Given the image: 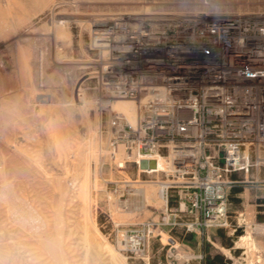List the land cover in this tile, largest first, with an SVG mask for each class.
I'll return each mask as SVG.
<instances>
[{
  "label": "rangeland",
  "instance_id": "374dc122",
  "mask_svg": "<svg viewBox=\"0 0 264 264\" xmlns=\"http://www.w3.org/2000/svg\"><path fill=\"white\" fill-rule=\"evenodd\" d=\"M8 1L0 0V65H3L0 68L5 69L3 79L15 76L17 94L9 99L4 90V122L6 127L14 128L18 136V160L21 161L16 164L15 178H10L13 185L8 189L5 186L8 195L13 196L14 204L9 206L4 202L0 206V217L10 220L8 225H15L11 231L14 234L0 241V264H55L37 235L28 237V231L24 230L26 225L46 222L47 231L53 234L58 217L63 226L62 242L67 264H203L205 259H211L214 264H264V164L232 174L236 182L227 192L226 206H220L221 214L213 213L209 226L199 224L187 228L185 224L194 216L184 209L175 210V207L185 206H171L175 203L171 198L168 203L164 198L146 202L139 190L141 183L165 181L164 176L137 170L130 161L123 167L118 166V160L130 155L123 149V157H120L119 149L110 147L109 110L101 105L92 88L93 80L87 78L90 69L87 60L94 54L90 28L104 14L120 10L249 11L264 9V0H208V5L200 0ZM7 6H10L9 12ZM20 16L27 18L17 24L18 36L13 33L12 22H17ZM54 25L66 30V39L71 41V52L62 57L71 62L66 66L54 59L61 46L55 37ZM22 53L29 55V81L24 80L20 64ZM2 85L5 88V82ZM82 105L86 122L79 113ZM29 108L31 112H28ZM53 123L65 128L67 136L62 140V146L55 136ZM92 138L99 151L82 169L81 160L88 155L81 151L82 146ZM75 147L80 150L76 155L72 154ZM70 161L75 162L73 167ZM82 180L88 183L91 197L87 216H91L97 236V246L91 244L93 247L86 244L83 236L86 219L78 199ZM59 191H65L61 203ZM26 196L31 197L33 206L23 205L21 199ZM197 220L202 221L199 212ZM140 222H155L147 256L130 253L116 242L119 228ZM95 251L100 253L97 259L93 256Z\"/></svg>",
  "mask_w": 264,
  "mask_h": 264
},
{
  "label": "built area",
  "instance_id": "2783aa9c",
  "mask_svg": "<svg viewBox=\"0 0 264 264\" xmlns=\"http://www.w3.org/2000/svg\"><path fill=\"white\" fill-rule=\"evenodd\" d=\"M90 39L87 78L109 110L110 147L166 178V203L194 216L187 228L209 226L232 174L264 164V9L120 10L97 19ZM119 100L135 105L134 120L109 109ZM154 225L121 227L116 242L147 256Z\"/></svg>",
  "mask_w": 264,
  "mask_h": 264
},
{
  "label": "bare ground",
  "instance_id": "6f19581e",
  "mask_svg": "<svg viewBox=\"0 0 264 264\" xmlns=\"http://www.w3.org/2000/svg\"><path fill=\"white\" fill-rule=\"evenodd\" d=\"M8 3L9 1L6 0ZM19 0H17L18 2ZM47 1V0H46ZM6 2V3H7ZM14 2V1H13ZM20 2V1H19ZM41 2V1H40ZM15 4V3H14ZM22 4V3H21ZM52 4V3H51ZM18 5V4H17ZM2 6V4H1ZM21 6V5H20ZM9 7L10 6H7L8 8V12H9ZM17 7V6H16ZM21 8V7H20ZM28 8V7H27ZM43 9V8H42ZM32 10V9H31ZM23 11V10H22ZM12 12V11H11ZM30 12V11H29ZM17 13V11H16ZM20 13V12H19ZM34 13V12H33ZM1 16V15H0ZM30 16V15H29ZM9 17V16H8ZM25 16H20V17H17V22H12V31L14 34L18 35V32L16 30V27H17V24L19 25L21 23V21H25V19L27 18H24ZM59 17V16H58ZM3 18V17H2ZM67 18V17H66ZM74 18V17H73ZM58 20V19H57ZM75 20V19H74ZM27 21V20H26ZM64 21V20H63ZM85 21V20H84ZM97 21V20H96ZM95 21V22H96ZM5 22V21H4ZM58 22H62L60 20H58ZM94 22V23H95ZM66 23V22H65ZM87 23V22H86ZM89 24V23H88ZM88 24H85V26L87 27ZM55 26V25H54ZM56 27V26H55ZM51 28V27H50ZM6 29V28H5ZM10 29V28H8ZM11 31V32H12ZM66 31V30H65ZM63 30L62 27H56L55 28V37L56 39H58L60 42H61V46L59 49H61L59 51V49L56 50L55 52V61L58 62V63H62L64 64L65 66L70 64L71 62L70 61H65L63 60L64 58H62L64 56V54H68L71 52V48H70V43L71 41L68 42V40L66 39V32ZM19 36V35H18ZM68 38V37H67ZM72 45V44H71ZM63 53V54H62ZM28 58H29V55L28 53H22V55L20 56V64H21V67H22V70H23V75H24V80L26 81H29V78H30V71L28 69V66H27V63H28ZM70 59V58H69ZM72 60V59H71ZM1 63V62H0ZM73 63V62H72ZM19 64V65H20ZM0 66H3V65H0ZM3 67L0 68V206H3V203L6 202L9 204V206H12L14 204V198L12 195H8L10 194L6 188L8 189V186H12L13 184L11 183V179L10 178H15V172L18 170H16V164L17 162L19 161L18 160V156H19V139H18V136L14 130V128L10 127H6L5 125V122H4V119H5V110H6V106H5V94H4V90H6L7 92V97L9 99H13L15 97V95L17 94V80L15 78V76H13L12 78H9V79H3V74H4V70H2ZM14 73V71H11ZM6 73V72H5ZM22 73V72H21ZM32 77V76H31ZM5 82V88L2 87L3 83ZM29 83V88H32L33 89V85L30 83V82H27ZM25 87V86H24ZM35 88V87H34ZM36 89V88H35ZM36 91V90H35ZM32 94V93H31ZM28 101V99H27ZM45 101V100H44ZM29 103V102H27ZM27 107V106H26ZM39 108V107H38ZM45 109V108H44ZM109 109L111 111H122L124 112L127 117L130 119V120H134L135 119V115H136V109H135V105L132 103V102H129V101H122V100H119V101H115L113 103L110 104V107ZM43 110V109H42ZM82 114V119L84 120V122H86V116H85V109L82 105V109L79 110ZM28 112H31V109L29 108L28 109ZM41 112V111H40ZM68 112V111H67ZM44 114V113H43ZM69 114V113H68ZM80 114V115H81ZM49 119V117H48ZM81 119V121H82ZM69 120V119H68ZM51 121V119H50ZM49 121V122H50ZM53 121V120H52ZM71 122V121H69ZM86 124V123H85ZM53 127L54 129L56 130V138L58 139V142H59V145L62 146L64 145V143L62 142L63 139L66 138L67 134L65 132V128L63 126H60L59 124H54L53 123ZM47 129V128H46ZM67 129V128H66ZM50 132V131H49ZM55 133V132H54ZM54 133L52 134V138L54 137ZM73 133V132H72ZM51 136V134H50ZM55 139V138H53ZM56 143V141L54 142ZM67 141H66V145H67ZM55 145V144H54ZM81 145V144H80ZM83 145V144H82ZM81 145V146H82ZM80 146V147H81ZM123 146L122 145H119L117 147V150L119 149L118 151V155L120 157H123V149L124 147L122 148ZM74 148V147H73ZM79 148V146H78ZM77 147H75V149L72 151L74 155H76L80 150H78ZM99 147H98V144L97 142L92 138V139H89L88 142H86L83 146H82V152L83 153H86L88 155L84 156L82 158V162H81V165L80 167L83 169L85 168L90 162H92V159H90L91 156H96L98 153L97 151ZM102 151V150H101ZM100 151V152H101ZM125 151V150H124ZM117 152V151H116ZM102 153V152H101ZM75 157V156H74ZM127 157V156H126ZM125 159V158H124ZM122 159V160H124ZM84 160V161H83ZM122 160H118V166H123L122 164ZM21 161V160H20ZM19 161V162H20ZM71 162V161H70ZM120 162V163H119ZM74 163L75 162H71V165L72 167L74 166ZM20 164V163H19ZM19 166V165H18ZM42 166V165H41ZM41 169V168H40ZM16 170V171H15ZM21 170V168H20ZM23 171V170H22ZM143 172H146V173H156V170L155 169H142ZM26 172V171H25ZM46 172V171H45ZM43 173V172H42ZM84 176H87L85 174V172H83ZM17 176V175H16ZM77 177V176H76ZM46 178V177H45ZM57 178V177H55ZM87 178V177H86ZM10 179V180H9ZM47 179V178H46ZM27 181V180H26ZM83 181V180H82ZM81 181V182H82ZM14 182V181H13ZM18 182V181H17ZM16 182V183H17ZM156 182V183H155ZM57 184H60V182H58ZM88 183H86V181L84 180L82 182V184L79 185V195H78V199H80L81 203H82V206H83V212H84V215H85V219H86V225H85V231H84V239L86 241V244L90 245L91 244H95L97 246V241H96V238L97 236L95 235V230L93 228V224L91 223V216H87V214L89 213L88 210L90 208V204H91V197H90V192H89V186L87 185ZM166 183L164 181H159V180H154V182H144V183H141L140 184V187H139V190L141 191V194L143 196V199L144 201L146 202H153L155 199H159V201H161L163 198H164V188H165V185ZM63 185V184H62ZM5 186H7L5 188ZM58 186V187H60ZM138 188V187H137ZM65 192V191H64ZM63 191H59V198H58V201L59 203H61V201L63 200V196H65V193ZM15 194V193H14ZM21 198V197H19ZM13 200V202H11ZM23 205L25 206H33L32 205V199L31 197H23ZM165 200V198H164ZM21 203V201H20ZM19 206V205H18ZM61 208V207H60ZM59 212V211H58ZM88 212V213H87ZM1 211H0V216H1ZM45 217V216H44ZM63 217V216H62ZM6 218V217H5ZM9 218V217H7ZM6 218V219H7ZM27 218H29L27 216ZM10 219V218H9ZM16 220V219H15ZM27 220V219H26ZM30 220V218H29ZM43 220V219H42ZM3 220L2 217H0V241H3L7 238H9L12 234H14V232L12 233L11 231L14 230L12 229V226L15 227V225H8L9 222L8 220ZM25 221V220H24ZM33 221V220H32ZM44 221V220H43ZM31 222V221H30ZM28 223V222H27ZM11 224V223H10ZM32 224V223H31ZM27 228L26 230L24 231H28L27 235H29L28 237H33V235H37V238L39 239V242L40 244H42L43 246V249L45 251H47V253H49L52 257L51 258H54L55 259V264H67L68 261L67 260V257H66V252L63 248V242H62V221L61 219L58 217L57 220H55L54 222V228H55V231L53 234L49 233L47 231V225H46V222H42L40 223L39 225H26ZM25 227V226H24ZM39 228V229H38ZM97 232V231H96ZM26 235V233H25ZM17 237V236H16ZM27 237V236H26ZM85 241H84V244H85ZM21 242V241H20ZM25 242V241H24ZM65 242V241H64ZM30 246V245H29ZM65 246V245H64ZM93 247V246H91ZM101 247V246H100ZM6 248V247H5ZM96 248H99V247H96ZM105 248V247H104ZM23 249V248H22ZM67 249V248H66ZM95 249V247H94ZM108 249V248H107ZM111 249V248H109ZM99 250V249H98ZM101 251V250H100ZM18 252V251H17ZM71 253V252H70ZM28 254V253H27ZM20 255V254H19ZM102 255V254H101ZM33 256V255H32ZM35 256V255H34ZM94 258H99L100 256V253L95 251L94 252ZM26 258V257H25ZM29 260V259H28ZM32 260V259H31ZM99 262V261H98Z\"/></svg>",
  "mask_w": 264,
  "mask_h": 264
},
{
  "label": "water",
  "instance_id": "95a60500",
  "mask_svg": "<svg viewBox=\"0 0 264 264\" xmlns=\"http://www.w3.org/2000/svg\"><path fill=\"white\" fill-rule=\"evenodd\" d=\"M140 167H149V168H154L156 163H155V160L154 159H142L140 160Z\"/></svg>",
  "mask_w": 264,
  "mask_h": 264
},
{
  "label": "trees",
  "instance_id": "16d2710c",
  "mask_svg": "<svg viewBox=\"0 0 264 264\" xmlns=\"http://www.w3.org/2000/svg\"><path fill=\"white\" fill-rule=\"evenodd\" d=\"M203 264H214V263L211 259H205V261H203Z\"/></svg>",
  "mask_w": 264,
  "mask_h": 264
}]
</instances>
